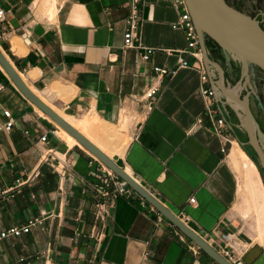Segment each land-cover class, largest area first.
<instances>
[{"label":"crops","instance_id":"0c3cea01","mask_svg":"<svg viewBox=\"0 0 264 264\" xmlns=\"http://www.w3.org/2000/svg\"><path fill=\"white\" fill-rule=\"evenodd\" d=\"M0 1L6 11L0 50L43 102L166 208L185 216L229 262L264 264L262 220L231 163L228 137H236L239 114L223 90L232 87L233 70L223 50L205 42L221 70L202 60L207 80L201 81L199 62L175 51L186 47L183 30L171 25L180 7L140 0L136 46L125 48L131 0H58L52 21H28L26 0ZM30 6L35 13V0ZM138 43L156 48L148 61ZM178 55L189 66L162 78L147 109L143 93L155 83L153 66L175 68ZM202 86L214 91L226 142L204 110ZM3 110L14 124L0 129V231L34 225L1 240L0 264H218L136 192L113 199L97 194L105 166L58 134L0 66V124ZM113 134L119 139L111 147L104 136Z\"/></svg>","mask_w":264,"mask_h":264},{"label":"water","instance_id":"95a60500","mask_svg":"<svg viewBox=\"0 0 264 264\" xmlns=\"http://www.w3.org/2000/svg\"><path fill=\"white\" fill-rule=\"evenodd\" d=\"M185 5L194 23L202 58L206 64L214 63L218 70H221L219 65L212 62L208 57L205 42L207 39H211L225 53L227 64L230 65L231 59L239 61L242 67L241 80L243 85H245V78H248V67L250 65L258 67L264 72V29L254 17H251L229 5L225 0H185ZM0 66L25 98L37 106V108H39L54 123L71 134L89 154L93 155L106 168L123 179L128 186L157 209L159 213L168 219L188 239L193 241L212 260L218 264H232L211 247V245L189 225L183 222L176 214L153 197L137 180H135V178L128 176L124 172V169L119 167L111 158L105 155L98 147L77 131V129L72 127L45 102H43L21 79L18 72L13 65L9 63L1 50ZM223 91L224 95L230 101L238 103L239 107H241L243 116L241 118L239 115V117L243 129L247 134L249 143L260 155L264 164L255 137V134L262 136L263 133L260 131L259 125L249 109L247 94L240 97L239 93L233 94L228 92L227 88Z\"/></svg>","mask_w":264,"mask_h":264},{"label":"built area","instance_id":"2783aa9c","mask_svg":"<svg viewBox=\"0 0 264 264\" xmlns=\"http://www.w3.org/2000/svg\"><path fill=\"white\" fill-rule=\"evenodd\" d=\"M140 0H131L130 3V15L127 18V26L123 34V46L125 48H133L135 47V36L138 32L139 28V4ZM172 4L175 6L180 7V13L178 18L175 22L171 25L173 28H180L184 32V36L186 39V47L185 50H178V53L181 52H188L191 56H193L200 64L199 67V74L200 80L206 81L207 80V72L204 70L202 65V53L200 48L198 47V36L192 21L191 15L185 5V0H171ZM6 20V11L0 1V26L4 25ZM138 46L141 48V58L144 61H148L151 55L155 52L156 48L154 46H143L138 43ZM167 54H170L173 50L171 49H161ZM178 66L175 68H167L163 65H154L153 70L156 73V80L155 83L149 86L143 93V98L146 101L147 109H151L152 107V99L157 95L160 90L162 78L165 76H172L176 73L178 67H187L189 66V62L182 56L178 55ZM200 92L202 96L207 98L204 110L212 119L214 118V128L215 130L222 135V138L226 142L228 139L224 135V126L225 122L222 117H216L217 109L214 102V91L209 87L202 86L200 88ZM3 115L6 117V120L0 124V129H4L9 131L13 124L14 120L11 117V113L9 110H3ZM53 134L55 133V129L52 131ZM47 134H43L40 137L42 142H46ZM221 151L225 152L226 148L225 145L221 147ZM47 152H51V149H48ZM104 171V178L100 184L94 187L97 194L104 196L106 199H113L117 196H132L135 191L127 185V183L115 175L111 170L106 167H103ZM189 202H194V198H190ZM102 206L104 203L101 204ZM179 218L185 222V216L181 215ZM186 223V222H185ZM34 225L33 221H28L26 224L21 226H10L4 230L0 231V244L1 240L7 238L9 236H19L22 233H26L29 231L30 227ZM228 240L229 238H226ZM226 253V251H225Z\"/></svg>","mask_w":264,"mask_h":264},{"label":"rangeland","instance_id":"374dc122","mask_svg":"<svg viewBox=\"0 0 264 264\" xmlns=\"http://www.w3.org/2000/svg\"><path fill=\"white\" fill-rule=\"evenodd\" d=\"M226 2L235 7L236 9L250 15L251 17L256 18L258 21H260L259 10H264L263 7H260L254 3V0H226ZM31 0H26V12L29 14L28 21L35 20V21H44L46 19L42 18V16L47 17L48 20L52 21L55 18V15L57 13V10L59 9V2L56 0H35L36 5V12L33 13L31 6H30ZM264 25V23H263ZM211 39L206 40L207 46H212L214 50H217V52L220 51V47L215 42L212 43ZM2 49V48H1ZM230 66L233 70V84L232 86L234 88H238L239 95L241 94L243 96L244 89H248L249 87L252 89V95H251V102L254 109V113L256 117L259 119V122L262 124V128L260 131L263 133L262 136L257 135V142L261 144V148L264 150V72L255 66H249L248 67V84H246L245 88L241 87L242 80V67L238 60H230ZM240 86V88H239ZM240 114H242L240 112ZM236 118V126H235V134L236 137H228V139L232 141H236L241 148L247 153V155L253 160L255 165L257 166V169L259 171V174L261 176V179L264 184V171L261 168V165L258 161V158L256 156V153L254 152L253 148L249 144V141L247 140V134L245 133L241 119L240 117ZM56 129V128H55ZM106 140L109 142V146L113 147L116 141L119 139V136L113 135H107ZM128 137L126 136L123 138L124 143L127 141ZM230 144V143H229ZM232 145V143H231ZM62 157V156H60ZM232 163V162H231ZM233 164V163H232ZM235 169L234 173L236 176L239 177L241 175L240 170H237V167L232 165ZM238 180V179H237ZM243 193H246L244 190Z\"/></svg>","mask_w":264,"mask_h":264},{"label":"bare ground","instance_id":"6f19581e","mask_svg":"<svg viewBox=\"0 0 264 264\" xmlns=\"http://www.w3.org/2000/svg\"><path fill=\"white\" fill-rule=\"evenodd\" d=\"M58 2V0H56ZM6 57V55H5ZM8 60V58H7ZM9 61V60H8ZM9 63L11 64V62L9 61ZM12 65V64H11ZM19 76L21 77V79L24 81L23 77L20 75V73H18ZM25 82V81H24ZM26 83V82H25ZM244 83L245 85L248 84L247 82V79L245 78L244 80ZM229 84V83H228ZM233 87V86H232ZM232 87H229L227 88L228 89V92H231L233 94H238V88H232ZM241 87H244V85H241ZM240 88V86H239ZM31 89V88H30ZM241 89V88H240ZM32 90V89H31ZM33 91V90H32ZM34 92V91H33ZM35 93V92H34ZM36 94V93H35ZM37 95V94H36ZM38 96V95H37ZM39 97V96H38ZM40 98V97H39ZM41 99V98H40ZM42 100V99H41ZM43 101V100H42ZM234 106L236 108H238L237 112L238 114L240 115V117L242 118V114H240V112L242 113L241 111V107H239V104L238 103H234ZM50 107V106H49ZM51 108V107H50ZM234 108V107H233ZM52 109V108H51ZM54 110V109H52ZM235 110V109H234ZM55 111V110H54ZM56 112V111H55ZM57 113V112H56ZM58 114V113H57ZM59 116H61L60 114H58ZM62 117V116H61ZM63 118V117H62ZM65 120V118H63ZM71 119V118H70ZM66 121V120H65ZM67 123H69V121H66ZM71 123V122H70ZM69 123V124H70ZM56 124V123H55ZM76 124V123H75ZM100 124V123H99ZM71 125V124H70ZM87 125V124H86ZM109 125V124H108ZM57 132L58 134H60L62 137H64L65 139L68 140L69 144H80L71 134H69L67 131H65L63 128H61L59 125H57ZM72 126V125H71ZM77 126V125H76ZM79 126V125H78ZM82 126V124H81ZM84 126V125H83ZM107 126V125H106ZM74 127V126H72ZM75 128V127H74ZM79 128V127H78ZM82 128V127H81ZM76 129V128H75ZM85 129V128H84ZM108 129V128H107ZM77 131H79L77 129ZM80 132V131H79ZM107 132V131H106ZM121 132V131H120ZM81 134L83 132H80ZM84 135V134H82ZM85 136V135H84ZM86 137V136H85ZM87 138V137H86ZM88 139V138H87ZM105 139V138H104ZM91 143H93L90 139H88ZM106 141V140H105ZM96 145H95V144ZM93 144L96 146V147H100L103 151H105L103 149V147L99 144H97L96 142H94ZM81 145V144H80ZM82 146V145H81ZM122 146V145H121ZM99 148V149H100ZM124 148V147H123ZM122 148V149H123ZM100 149V150H101ZM101 150V151H102ZM125 150V149H124ZM102 151V152H103ZM104 153V152H103ZM105 155H107L106 153H104ZM116 154H120V153H116ZM114 153V155H116ZM113 155V156H114ZM108 156V155H107ZM112 156V157H113ZM109 157V156H108ZM110 158V157H109ZM231 162L234 164L235 167H237V170L239 169L240 172H241V175L240 176V189L243 193V191L245 190L246 191V194L250 197L249 200H251V202L253 203V208L252 210L254 209V211L256 210V213H258V215H260V220H262V228L259 229L260 231H262L263 233V236H264V186H263V182H262V179H261V176L259 174V171L257 169V166L255 165V163L253 162V160L247 155V153L241 148V146L236 142L234 141V147L232 149V152H231ZM124 172L132 177V174L131 172H127L125 171L124 169ZM258 224V222H257ZM261 224V223H260ZM259 226V227H261ZM259 231V232H260ZM261 233V232H260ZM261 233V234H262ZM260 234V235H261Z\"/></svg>","mask_w":264,"mask_h":264},{"label":"flooded vegetation","instance_id":"af4514ba","mask_svg":"<svg viewBox=\"0 0 264 264\" xmlns=\"http://www.w3.org/2000/svg\"><path fill=\"white\" fill-rule=\"evenodd\" d=\"M225 1H226V0H225ZM254 3H255L256 5H258V6L264 8V0H254ZM258 16L260 17V21H258L256 18H255V19L258 21V23L260 24V26L264 29V25H263V23H264V10H259V15H258ZM246 94H247V101H248L249 109H250V111H251L253 117H254L255 120L257 121V123H258V125H259V128H260V129H263V128H262V124H261V122H259V119L256 117V115H255V113H254V109H253L252 102H251L252 89H251L250 87H249L248 89H244V94H243V95H246ZM239 96L242 97L241 94H240ZM257 135H258V134H255L256 140H257ZM246 137H247V136H246ZM247 140H248V137H247ZM257 143H258V142H257ZM249 144H250V143H249ZM250 145H251V144H250ZM260 145H261V144L258 143V146H259V149H260V152H261V156H262V158H263V160H264V150H263V148H261ZM251 147H252V146H251ZM252 148H253V147H252ZM253 150H254V152L256 153V156H257V158H258V161H259V163H260V165H261L262 170L264 171V164H263V162H262V160H261L260 155L256 152V150H255L254 148H253Z\"/></svg>","mask_w":264,"mask_h":264}]
</instances>
